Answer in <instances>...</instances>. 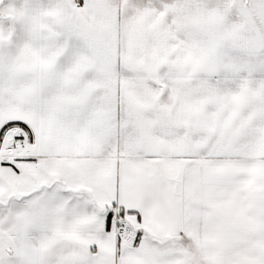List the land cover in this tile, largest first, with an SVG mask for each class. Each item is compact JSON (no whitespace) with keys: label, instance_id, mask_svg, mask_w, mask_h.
Instances as JSON below:
<instances>
[{"label":"snow or ice","instance_id":"snow-or-ice-1","mask_svg":"<svg viewBox=\"0 0 264 264\" xmlns=\"http://www.w3.org/2000/svg\"><path fill=\"white\" fill-rule=\"evenodd\" d=\"M0 264H264V0H0Z\"/></svg>","mask_w":264,"mask_h":264}]
</instances>
